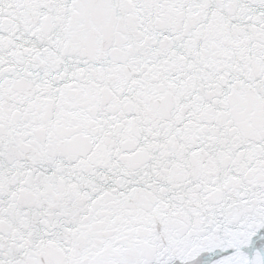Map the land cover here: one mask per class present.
Wrapping results in <instances>:
<instances>
[{
  "label": "snow or ice",
  "instance_id": "obj_1",
  "mask_svg": "<svg viewBox=\"0 0 264 264\" xmlns=\"http://www.w3.org/2000/svg\"><path fill=\"white\" fill-rule=\"evenodd\" d=\"M0 264H264V0H0Z\"/></svg>",
  "mask_w": 264,
  "mask_h": 264
}]
</instances>
